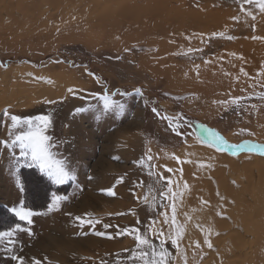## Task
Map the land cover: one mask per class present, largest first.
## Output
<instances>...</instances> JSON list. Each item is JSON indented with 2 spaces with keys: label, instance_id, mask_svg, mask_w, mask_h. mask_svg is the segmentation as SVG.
<instances>
[{
  "label": "rangeland",
  "instance_id": "374dc122",
  "mask_svg": "<svg viewBox=\"0 0 264 264\" xmlns=\"http://www.w3.org/2000/svg\"><path fill=\"white\" fill-rule=\"evenodd\" d=\"M175 1L182 8V16H200L205 8L208 18L222 23L207 44L209 54L196 59L199 51L175 47L157 57V48L145 43L143 36L130 38L132 41L126 46L119 45V41L103 45L99 38L89 47L80 40L59 42L62 36L69 32L71 35L73 29L62 25L52 28L48 20L42 22L48 27L36 25L34 28L38 29L30 30L25 36L5 34L1 38L0 232L13 231L14 243L10 245L8 238L0 239V264H19L11 258L13 255L22 258L25 264H33L34 259L40 264H143L144 259H153V251L158 259L163 249L169 254L167 264H175L178 250L171 243L175 235L168 231L172 225L169 214L180 196L173 199L168 193L167 181L172 174L166 169L173 167L167 158L183 159L180 155L187 156L191 145L196 143L205 148L208 145L213 149L210 151H216L214 147L219 144L229 160L241 155L264 160V155L259 154L260 146H264V99L261 98L264 79L248 93L238 95L241 98L238 105L231 103L237 96L228 98L227 105L215 112L211 110V101L199 104L192 93L178 95L168 91L165 78L174 67L201 65L213 54L249 40L254 23L264 13L254 5L242 4V0H159L158 3L174 14ZM242 6L245 11L241 10ZM24 26L21 23V28ZM228 36L233 39H227ZM235 38L238 40L234 41ZM214 47L219 48L213 50ZM158 63L168 65L163 73L154 76L150 70ZM185 71H178L175 79L180 81ZM43 86L53 90L54 100L35 102L33 99ZM24 101L30 103L19 104ZM12 115L22 120L38 115L50 118L45 133L50 137L49 151L53 160L63 162L72 179L58 185L37 166H27L28 161L20 157L19 145L13 141L17 134L28 129L27 126L14 128ZM164 115L179 118L173 127L178 125L180 135L161 118ZM201 127L219 133L232 145L223 144L210 133H202ZM243 143L237 156L228 152L235 144ZM121 178L123 182L118 183ZM108 188H113L115 196L103 194L102 190ZM21 207L33 212L31 224L19 221L11 212ZM162 213L168 216L167 223L162 222ZM77 217L99 223L81 225ZM18 224L20 230H16ZM135 229L154 248L139 245L134 239ZM98 232L104 235H96ZM160 232L163 235L155 234ZM253 246L251 251L255 249ZM142 252L148 256L142 257ZM219 256L213 252L209 260L213 259L214 264H232L230 259L225 262ZM255 256L251 255L249 260L259 264L261 255L258 259ZM234 261L252 264L248 260Z\"/></svg>",
  "mask_w": 264,
  "mask_h": 264
},
{
  "label": "bare ground",
  "instance_id": "6f19581e",
  "mask_svg": "<svg viewBox=\"0 0 264 264\" xmlns=\"http://www.w3.org/2000/svg\"><path fill=\"white\" fill-rule=\"evenodd\" d=\"M115 1L0 0V40L5 34L19 36L21 33L25 36L39 24L45 28L44 20H48L52 28L62 25L73 29L71 35L69 32V35L59 37V42L80 40L89 47L94 46L95 39L99 38L103 45L119 41V45L126 46L131 43L130 38L143 36L146 37L145 43L157 48V57L177 47L184 51H199L200 54L195 57L199 59L200 55L209 54L207 44L222 24L219 20L208 18L205 8L200 16H182V8L179 3L177 6L176 1L173 2L174 14L159 6V0H136L131 3L132 0H122L125 2L119 4ZM259 18L254 23L249 40L206 57L204 63L198 65L199 68L197 65L174 67L172 73L165 75L167 90L178 95L192 93L199 104L211 101L213 108L209 109L215 112L227 105L221 101L229 102L232 97L239 98L241 93H248L264 79L261 74L264 73V16ZM23 22L25 26L21 28ZM167 65L154 64L150 71L158 76ZM183 67L186 74L178 81L176 75L178 71L184 72ZM50 89L41 87L33 100H54L53 90ZM28 103L19 104L27 106ZM190 148L187 156L180 155L184 163L178 164L177 156L167 158L170 167H173L172 173H169L172 174L171 187L180 196L176 204V224L169 225L168 229L173 232L174 242L178 244L175 264H214L213 259L209 260L213 252H218L222 261L230 259L232 264H237L235 259L250 261L251 255L259 254L261 259L255 258L260 260V264L264 261V160L247 155L229 160L224 153L210 151L212 148L208 145L205 148L196 143ZM185 205L186 210L182 211ZM169 218L172 221V213ZM206 241L211 243V247ZM250 244H254L256 252L251 251Z\"/></svg>",
  "mask_w": 264,
  "mask_h": 264
},
{
  "label": "snow or ice",
  "instance_id": "6c2138e0",
  "mask_svg": "<svg viewBox=\"0 0 264 264\" xmlns=\"http://www.w3.org/2000/svg\"><path fill=\"white\" fill-rule=\"evenodd\" d=\"M238 2H240V0H238ZM242 4H247V5H254L259 12L264 13V0H242ZM242 11H245V9L243 8V6L241 7ZM248 15L252 16L253 19H255V16L251 13L248 12ZM215 35V34H213ZM221 35V34H220ZM223 36V35H221ZM254 39L256 37H253ZM227 39L231 40L233 39V37L228 36ZM189 51H192L191 49H189ZM207 63V61H206ZM197 68H199V66H196ZM241 71L243 72V69H241ZM262 75H264V73H261ZM244 75H247V73H244ZM137 92L139 93L140 90L137 89ZM262 99H264V96L261 97ZM106 99V103H105V107H108L107 104V98ZM241 98H234L231 100L232 104H237L239 103V100ZM220 103H227L225 101H221ZM152 111L159 115V113L157 112V110L155 108L152 109ZM5 115H8L7 112H5ZM163 120L168 121L169 126L172 127L173 131L176 133V135H180V132L178 130V125L176 127H173V122L177 121L179 118L178 117H171L168 115H164L163 117H161ZM11 121H12V126L15 127H21V126H27V131L24 132H20L19 134H17L15 136V139L13 141L14 144H18L19 145V152H20V157L25 159L26 161H28L27 166L28 167H32V166H37L41 172H46L48 177L50 179H52L56 184L58 185H62L64 183H66L67 181H69L70 179H72V175L70 174V172L64 167L63 162L60 160H53V157L51 155V152L49 151L50 148V137L48 135H46V131H47V125L51 122L50 118L48 116L45 115H38L36 116L34 119L33 118H27V119H21L18 116L12 115L10 117ZM202 129V133H210L212 137L214 138H218L220 142H222L225 145H232L231 143L227 142L219 133L212 131L211 129L207 128V127H201ZM204 143L209 144L210 146H212L210 143L206 142L203 140ZM245 143L243 144H235L233 147L230 148L231 154L233 156H237L240 152V149H242L244 147ZM5 146H7V142H5ZM217 151L219 152H224L223 149L220 147L219 144H217L214 147ZM260 151L259 154L260 155H264V146H260ZM252 153V152H249ZM149 160L152 159L151 156L148 157ZM176 162L179 163H184V161H181L179 158H175ZM201 167H205V166H210V165H200ZM166 171L168 172H172L173 170L171 168L166 169ZM89 179H91V177H89ZM119 182H123V178H121ZM168 185L170 186L168 188V193L172 194V198L175 199V197L178 195V193L173 192V189L171 187L173 181L171 179H169L167 181ZM184 187L187 189L188 185L185 184ZM103 194L112 197L115 196V191L113 190V188H108L105 190H102ZM161 195L165 196V198H167V194L162 193ZM56 200H59V197L56 198ZM55 203V201H54ZM11 212L18 218L19 221L21 222H25L26 224H31L32 220L31 217L33 215V212L31 210H27L24 209L23 207H21L20 209H16L13 208L11 209ZM176 207L175 204L172 205V225L175 226L176 224ZM162 215H164L165 218V223L168 222V217L166 214L162 213ZM77 221L81 224H87L89 226L94 225L95 223H99L98 220L93 221V220H84L81 219L80 217L76 218ZM105 227H109V225H105ZM16 230H20V225H16ZM137 234L134 236V239L136 240V242L139 245H148L149 247H153V245H151L149 243V241L145 238H143L141 235H139V229H135L134 230ZM96 235H104L103 233H95ZM156 235H163L162 232L160 233H155ZM14 233L13 231H8V232H0V239H5L8 238V243L11 245L13 244V240L11 239L13 237ZM109 239H111L112 237H108ZM175 241V237L173 236L171 238V243H173L174 247H178V244L174 242ZM166 241L164 240V243ZM206 243L209 244V247H211V243L206 241ZM11 250V249H9ZM168 252L166 249H163L160 251L159 253V258L157 259V253L155 251L152 252V256L153 259H144L143 260V264H167V260L166 257H168ZM142 257H147L148 253L147 252H142L141 253ZM13 260H18L19 264H25L24 260L22 258L17 257L16 255H13L11 257ZM33 264H40V261L38 260H33Z\"/></svg>",
  "mask_w": 264,
  "mask_h": 264
}]
</instances>
